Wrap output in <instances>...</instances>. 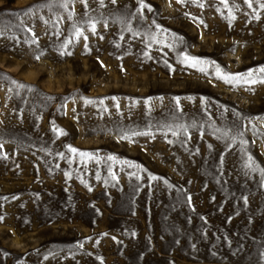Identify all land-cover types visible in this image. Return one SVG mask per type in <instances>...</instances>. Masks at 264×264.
I'll list each match as a JSON object with an SVG mask.
<instances>
[{
    "label": "rangeland",
    "instance_id": "rangeland-1",
    "mask_svg": "<svg viewBox=\"0 0 264 264\" xmlns=\"http://www.w3.org/2000/svg\"><path fill=\"white\" fill-rule=\"evenodd\" d=\"M0 264H264V0H0Z\"/></svg>",
    "mask_w": 264,
    "mask_h": 264
},
{
    "label": "snow or ice",
    "instance_id": "snow-or-ice-1",
    "mask_svg": "<svg viewBox=\"0 0 264 264\" xmlns=\"http://www.w3.org/2000/svg\"><path fill=\"white\" fill-rule=\"evenodd\" d=\"M113 2H115V0H113Z\"/></svg>",
    "mask_w": 264,
    "mask_h": 264
}]
</instances>
